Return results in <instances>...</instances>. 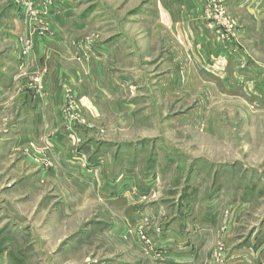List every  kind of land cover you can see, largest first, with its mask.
Listing matches in <instances>:
<instances>
[{
    "label": "rangeland",
    "instance_id": "1",
    "mask_svg": "<svg viewBox=\"0 0 264 264\" xmlns=\"http://www.w3.org/2000/svg\"><path fill=\"white\" fill-rule=\"evenodd\" d=\"M231 2L0 0L7 264H264V19ZM194 13L227 58L238 48L261 66L197 67L174 37ZM57 136L69 153L53 154ZM89 141L151 151L106 164ZM106 175L127 207L106 199Z\"/></svg>",
    "mask_w": 264,
    "mask_h": 264
},
{
    "label": "crops",
    "instance_id": "2",
    "mask_svg": "<svg viewBox=\"0 0 264 264\" xmlns=\"http://www.w3.org/2000/svg\"><path fill=\"white\" fill-rule=\"evenodd\" d=\"M231 3L233 4L235 9H237L243 13L248 14L249 15L248 18H250L252 21H255V23H258L259 20L264 19V0H232ZM197 17H196V14L194 13V24L191 23V25H192L191 28L188 30H183L182 28H178L176 30V36H174L175 38H178V39L180 38V40H182L181 41L182 43L180 45H181V50L183 52L188 50L189 52L192 53V61L196 64L197 67H201V66L206 65V63H209V60H208L209 58H210V60H212L211 62H213V60H219V63L221 62L224 67H230V66H236L237 67L238 65L242 66L243 64H247L245 69L250 70L251 72H253L252 69L256 70L258 67L261 66V64H259L255 60L248 62L247 59H245V57L243 56L244 53L242 52V50L238 49V48H237L238 52L236 53V55H231V56L229 55L230 58H227V55L229 54L228 49L227 48L221 49L219 47V44L217 43V37L219 36V31L215 27L210 28V29L206 28L202 24V22L197 21V19H196ZM171 18H172V16L169 17V19H171ZM256 20H258V21H256ZM178 24H179V22H178ZM110 45H112V44H110ZM107 46L106 45L102 46L99 44V45H96V48L94 49V50H99L101 53V54H99L96 52L98 57H96L95 62H93L94 73L96 74V79H97V77L99 79H101L103 76V64L101 63L102 62L101 58L103 55L102 52L108 51V50H106ZM110 47H112V46H110ZM189 62H190V60H189ZM97 74H98V76H97ZM119 80L120 81H128V78L125 79L124 77H122ZM119 80L118 81L113 80V82L115 84H117L119 82ZM97 90H99V89H97ZM99 91L101 92L102 90L100 89ZM96 95L99 96L100 94H96ZM54 142L56 143L55 149H53L54 155H58V154L62 155L61 153H69L68 152L69 149L65 146L64 142L59 140V136H57V139H54ZM154 146L155 145L153 144L152 147H154ZM155 147L158 148V145L156 144ZM150 148H151V145L149 143H142V144H137V145H123V144L114 143V142H110V143H104L103 142L102 143L99 141L98 142L89 141L83 145V151L82 152H84L85 154H88V156H90V157H96V158H94V160L95 159L97 160L98 157L99 158L102 157V160H104L105 163L107 164V163L117 162L118 158H120V157L122 159L123 158L127 159V161H134L135 160L133 158L134 156H137L139 154L142 155V153H147L148 151H151V150H149ZM59 150H61V151H59ZM154 151L156 153L155 155H157L158 150L157 151L154 150ZM96 153L98 155H94ZM79 156H81V155H79ZM117 176L111 177L109 175H106V176H104V178L106 180H109L108 182H113L112 179H116ZM114 182L110 183V187H112V189H114L113 186H115V188L117 189V186L115 185L116 183L114 184ZM130 183L131 182L129 180H127L125 182V184L127 186H129ZM106 186H107V184H106ZM116 189L111 191V194H110V193H107V192H110V189L106 188L104 191L106 193L105 194L106 197L108 196V198H106V199L109 200L111 206H115L116 208H119L120 204L122 205V208L127 207V205H128L127 202H125L124 200L122 202H120L122 198L119 195V192L117 194ZM115 194L118 195L119 197L118 196L116 197ZM132 211H133V208H131L129 212L132 213ZM5 237H7V236H5ZM51 237H52L51 240H52V244H53L56 240V236L52 235ZM5 253L6 252L0 251V264H7L6 258L4 259V257H2ZM19 257L21 258L22 256H19ZM21 259H23V257Z\"/></svg>",
    "mask_w": 264,
    "mask_h": 264
},
{
    "label": "built area",
    "instance_id": "3",
    "mask_svg": "<svg viewBox=\"0 0 264 264\" xmlns=\"http://www.w3.org/2000/svg\"><path fill=\"white\" fill-rule=\"evenodd\" d=\"M206 18H208V20L212 21L213 24H217L220 30V32H222L221 30L223 29V27H225L224 32L228 33V30L232 28V24L229 25V22H227V19H225L224 17V13L217 8V6L215 4H211L210 6H207V11L205 14ZM230 32V30H229Z\"/></svg>",
    "mask_w": 264,
    "mask_h": 264
}]
</instances>
